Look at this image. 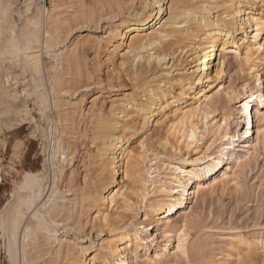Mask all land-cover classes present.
Masks as SVG:
<instances>
[{"label":"bare ground","instance_id":"6f19581e","mask_svg":"<svg viewBox=\"0 0 264 264\" xmlns=\"http://www.w3.org/2000/svg\"><path fill=\"white\" fill-rule=\"evenodd\" d=\"M14 1L0 0V116L8 111L12 114L10 120L0 119V146L8 149L13 142L12 169L18 171L13 177L17 180L13 193L0 210V264H19V256L20 264H126L130 251H135L141 241L136 227H115L98 248L71 240L64 243L61 236L47 251L48 260L43 259L41 250L37 252L38 242L42 236H53L51 223L68 226L65 222L72 214L75 217L69 221L84 217L97 227L114 226V210L127 203L121 192L122 179L130 170L131 160L136 158L139 163L131 146L136 137L141 138V147L153 139L162 145L165 136L161 131L174 132L179 135L176 144L186 149L196 145L203 134L210 137L194 160L173 155L176 164L165 165L169 174L163 181L153 180L159 179L158 174L149 175L155 196L150 201L145 200L148 187L142 178L139 197L145 203L144 220L159 221L169 229L187 197H199L206 183L212 189L235 182L237 170L264 136V83L256 68L264 58V40L259 42L264 36V15L257 12L264 0H170L165 19V0H49L50 9L44 16L40 8L30 12L28 0H22L24 9L13 16L10 10ZM136 5L141 12L136 11ZM214 7H218L217 15L210 20L208 15L216 13ZM111 9H130L132 13L109 26L102 38L87 40L88 49L76 41L72 49L59 54L58 69L45 82L47 69L33 50H53L73 31L96 25L101 14ZM248 33H253L252 42L247 41ZM156 48L166 53H150ZM86 49L94 53L104 49V86L98 64L87 62ZM177 52L185 56L184 64L177 61ZM229 53L246 68L248 76L238 90L221 85ZM166 57L170 62H165ZM157 66L163 67L165 81L154 78L156 83L146 84L141 91L132 87L134 82L156 75ZM127 79L133 89L122 94ZM92 87L99 90L88 109L82 110L81 100L70 102L76 94L85 97V91ZM102 87L108 88L107 94L120 92V97L113 96L105 104L104 99L98 100ZM212 91L223 94L226 101L212 102ZM218 106L225 117L208 125L212 110ZM230 111L240 115L237 119L250 111V130L241 132ZM196 119L201 122L200 132ZM73 162L75 168L65 170ZM47 172L51 174L49 182ZM66 195L70 196L68 203H56L48 212L40 209L51 199L61 201ZM37 202L41 205L35 210ZM29 215L30 219L24 220ZM178 248L184 251L182 241H178Z\"/></svg>","mask_w":264,"mask_h":264},{"label":"rangeland","instance_id":"374dc122","mask_svg":"<svg viewBox=\"0 0 264 264\" xmlns=\"http://www.w3.org/2000/svg\"><path fill=\"white\" fill-rule=\"evenodd\" d=\"M28 1L30 3V12L35 13L36 9L40 8L44 16V11L50 9L49 0ZM169 2L170 0H165L163 2V9H165V12L162 15V18L164 19L167 18V8ZM23 4L24 3L22 0H15L14 4L11 7L10 14L15 15V12L17 13L18 11L23 10ZM138 7L139 5H136V11L139 13L141 11ZM258 7L259 8H257V12L260 11L259 16H263L264 5ZM217 8L218 7H214L213 9L215 10L212 11L216 12ZM106 12H108V10H106ZM119 12H117V10L113 12V10L111 9L108 13H102L101 15L103 16L98 19L99 22H97L96 25L91 24L90 26H85L73 31L67 37L66 42L58 45L53 50H43L42 48L33 50V52H36L38 55H40L42 64L45 69H47L48 75L44 77L45 82H48V80L50 81L55 73V68L56 70L58 69L60 63L59 54H65L67 50L72 49L73 46L71 45L76 41L81 42L80 44L84 45V48H87V40L91 42L92 39L95 40L97 38H102L103 36H105V33L109 26L118 23L121 18L130 16L132 10L125 9L120 13ZM215 15H217V12L208 15V18L212 20ZM18 23L19 22L16 23V26L18 25ZM247 35V41L252 42L251 37L253 33H248ZM263 40L264 36L261 37L259 42H263ZM165 48V50L167 51V46ZM87 49L86 52H84L87 62L91 64L93 62H96L98 64L97 67L102 71L100 75L101 79H99L101 81L103 80V85H101L104 86V83L106 82V73L104 74V72L106 71V64L104 63V49L97 51V53H94L92 50L90 51V49ZM161 50L162 49L160 48H156L150 53L160 52L162 54L163 52ZM166 51L164 52L166 53ZM165 53H163V55ZM178 54L179 52L175 54L177 61L180 59L181 61H179V64H184L185 56H179ZM227 57L228 58L225 61L224 65L225 74L222 78L221 85L226 88H234L235 90H238L239 87H241L245 83V81H247L248 76L247 72H245L246 68L240 66L239 60L235 58L234 54L229 53ZM165 60V62H170L168 57H166ZM256 68L259 74H261L264 83V58L257 64ZM161 69H163V67L157 66L155 68V70L158 72L156 73V75L150 74L148 78H143L142 80H139V82H134L133 84L128 79L127 81L124 80V86L126 87L122 88V94H129L130 92H132V87H136L137 90L141 91L155 79H157V82H159L160 80L165 81V77ZM122 74L125 75V73ZM174 74L175 72H173V75ZM123 75L122 77H124ZM154 82L156 83V80ZM151 85H153V83H151ZM93 88L94 87L86 90L85 92L87 94L83 98L77 97V94L73 97H70V102L73 103L74 101L76 102V100H81L80 107L82 108V110L88 109V107L90 106V102L93 98H95V94L99 90L97 88ZM104 89L105 88H103V90L100 92V94L103 95H101L102 97H100L98 100L102 101L104 99L103 102L105 101V104H107L114 97H120V92H117V94L111 92L112 94L110 93V95L107 94L109 91L108 88H106L105 90ZM174 92L176 94L177 89H174ZM214 94L215 91L209 93V95H211L212 102H224V100L226 101V98L223 94ZM144 98L145 96L142 97V99ZM244 100L246 99H243L242 101ZM239 105H241V103L236 105V109H238ZM230 108L232 107L230 106ZM214 110L215 111L212 110V114L208 119V125L212 122L219 123L221 122V119L225 117V114L221 110V107L218 106ZM9 112L10 111L6 112L4 116H0V119L10 120L9 117L12 114L11 112ZM261 112L264 113V109ZM230 113L231 117L234 118V124H236L238 115L233 114L232 111H230ZM253 123V126L256 125L255 120ZM174 124L177 125L176 122H174ZM195 125L198 128L197 131L200 132L202 128L199 119H196ZM233 125H231V127H233ZM150 128L151 127H149V129ZM254 129L255 126L253 127V131ZM163 131H161L163 136H165V140H163V142L161 143L163 146L158 145L157 142L155 143V139H153V141L151 140L152 142H148L150 145H148L147 143V146L145 145V143L142 144V147L140 146L141 138L139 139V137H136L132 141L131 146L135 149V154L140 164L135 161L136 158L135 160H131V171L129 170L127 172V176H124L125 178L122 179L121 192L127 200V203L125 205H119V208L115 209L114 212L112 211L114 213V216L112 217L114 226L111 228L97 227L98 225L96 226L95 223L90 224L88 218L84 219V217L80 219H78L77 217V219L75 218L77 221L80 220V225L78 223L77 225L75 223L77 222L76 220H74L75 222L69 221L71 220L70 217L73 216V214H69V220L65 222L68 224V226L70 224L69 227L66 225L67 228H62L63 224H58L61 222L51 223V225H49L51 226V228L55 229L53 236L50 238H47V236H40L42 238L38 242L40 244H38L40 248L36 246L39 249H35H37L38 253L41 250V256H45L43 257L44 260L49 259L47 251H51V249L58 244L59 240L57 238L61 236H63L62 240L64 243H69L68 240H71L72 242H81L82 245L91 243L93 246L98 248L108 240L109 236L111 235V230L115 227H136L139 231V237L141 241L138 242V248L135 251L133 250L134 248H132L133 251H130L131 255L126 264H264V136L262 138L261 144L255 147L256 150H250L252 152L250 157L247 160H244L242 167L237 170V174L234 177L235 182L229 184H219L217 187L212 189L207 186L206 183L203 190L200 192L199 197H197L196 199H194L192 195L187 197L185 204L180 207L176 216L172 217L171 227L169 229H164L163 225L159 221L157 222L152 219L144 220L143 215L145 203L140 202L141 199L139 197V195H141L143 192L142 183L144 182L142 180L145 178V187H148L147 191L145 192V200L150 201L153 199V197L155 198V196H153L151 192L150 177H154L158 174L159 179H157V177H154L153 180L163 181V176H167L169 174L165 165L167 163H169L170 165L176 164V162L172 159L174 158L172 157L173 155H176V157L183 156V159L194 160L195 158L200 156L201 152L205 150V146L208 144V141L210 142V137L207 134H201L203 138H198V143H194L196 145L193 146V144H191L192 147L191 145H189L188 149H186L181 143L179 144V146L178 142L176 144V140L179 137L177 133H165V131ZM10 142H12V140ZM9 145H12V147L10 148L9 146L8 149L0 146V198H2L0 201V210L2 209L3 205L6 204L5 198L11 195L10 192L13 193L15 182H17V180H14V178H16V174L18 171H16V169L14 168L12 169V167H14V157H12L13 142ZM175 147L178 149L177 151H174ZM235 150L239 149L236 148ZM241 151L242 149L240 150V152ZM138 154L140 157H138ZM166 157L169 158L166 159ZM64 164L66 165V163ZM134 164L136 166H134ZM66 167L67 168L65 170H72L75 168V163L73 162L70 166L67 165ZM132 167H135V169H132ZM150 174L151 176L149 177ZM45 175V177L48 179L47 181L49 182V179L51 178L50 172H47ZM191 192L192 190L189 191V193ZM68 199H70V196L68 195H66V199L61 201L55 200V198H53L42 208H40L41 200H39L40 202H37L33 208H35V210L40 208L42 211L44 210L43 212H48L56 206V203H68ZM67 207H69V204H67ZM174 213L175 212H173V214ZM29 219L30 215L27 216L24 220ZM57 219L60 218L58 217ZM71 241L70 245L72 244ZM178 241L183 242L184 251L178 248ZM74 247L77 248L76 246ZM0 248L3 249V247ZM18 248L20 249V241ZM1 249L0 257L3 258V251ZM43 251L44 253H46L45 255ZM20 258L21 257L19 256V264ZM42 261L43 260H41V262Z\"/></svg>","mask_w":264,"mask_h":264},{"label":"built area","instance_id":"2783aa9c","mask_svg":"<svg viewBox=\"0 0 264 264\" xmlns=\"http://www.w3.org/2000/svg\"><path fill=\"white\" fill-rule=\"evenodd\" d=\"M241 105H242V103H241ZM241 105H239V107ZM240 109H241V107H240ZM249 115H250V111L247 112L245 116H242L241 118L237 119V122L239 124V127H240L241 131L250 130V121L251 120H250V118L248 119ZM238 116H240V115H238ZM248 125H249L248 129H246Z\"/></svg>","mask_w":264,"mask_h":264}]
</instances>
